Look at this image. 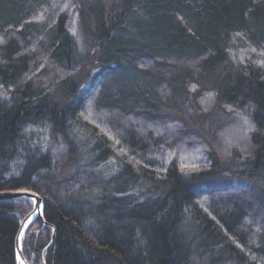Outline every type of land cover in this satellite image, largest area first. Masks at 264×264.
Masks as SVG:
<instances>
[{
	"label": "trees",
	"instance_id": "16d2710c",
	"mask_svg": "<svg viewBox=\"0 0 264 264\" xmlns=\"http://www.w3.org/2000/svg\"><path fill=\"white\" fill-rule=\"evenodd\" d=\"M54 3L0 0V193L38 194L49 226L28 227V263L264 264V0H119L113 15L89 8V79L96 111L113 114L110 132L81 120L76 84L44 80V63L70 74L77 62L68 11ZM204 116L216 117L215 130L245 120L247 147L223 161L206 148L207 165L191 173L159 163L176 133L144 138L123 123L177 125L195 139ZM80 135L91 143L90 167L116 159L106 181L79 171L58 181L80 162ZM225 174L236 183L213 184ZM93 187L89 209L77 201ZM30 210L0 202V264H16Z\"/></svg>",
	"mask_w": 264,
	"mask_h": 264
},
{
	"label": "rangeland",
	"instance_id": "374dc122",
	"mask_svg": "<svg viewBox=\"0 0 264 264\" xmlns=\"http://www.w3.org/2000/svg\"><path fill=\"white\" fill-rule=\"evenodd\" d=\"M54 5H57V8L60 7L61 10L68 11L69 32L74 42L77 62L73 65V71L70 74L65 72V70L61 68L53 67L52 65H49V63H44L41 68L42 72L44 71V74L47 76V78L44 80L51 81V84L58 83L59 86H64V84L68 82L74 83L77 85L74 91L77 92L79 96L80 94H82V92L87 91L88 93H86L85 98H83L84 105L82 107L81 120L87 122L89 125L96 126L99 131L110 132L108 127L105 126V121L107 118H111L113 114H100V112L96 111V109L94 108L96 99V92H94V90L96 89V83L92 79H89V68L91 66L89 59V41H87V37H85L84 35V31L82 28V18L86 19L87 15H89V8L94 9V7L96 6L103 9L102 11L104 15H113L118 11L119 0H55ZM50 13H53V11ZM42 14H45L44 16L50 19V16H53V14L49 15L47 13H41L40 15ZM87 23L89 26V21H87ZM86 30L87 29H85V31ZM35 76H37V74ZM61 88L62 87H60V89ZM0 96L3 97L1 93ZM213 118L215 119L211 121L209 118H206V116H204V118L196 122L199 127L197 129L199 130L198 133L200 138L198 136L195 139H191L187 134L178 133L180 130L179 126L177 125H166L156 128L150 123H141L139 121H131L129 119H125L123 123L127 126H131L132 129H135L137 131L136 133H138L139 136L144 135V138L148 136H151V139H155L157 138V136L165 138L171 133H176L172 138L169 137L167 141H165V144L168 145L165 148L169 149V151L165 153L164 150L162 154L160 153L161 155L159 158V163L168 164L172 162V160H174L181 172L191 173L200 171L201 169H203V167H205V165H207V149L210 150L211 154L215 156L217 160L223 161L228 155H230L231 152H233V150H242V147L244 150V147H247L248 133L250 131L248 130V125L245 120L240 117L234 116L235 119L231 124L223 127L221 130L219 127L217 130H215L213 126L215 125L214 122L216 120V117ZM209 127L210 129L209 131H207ZM31 132L33 133V136L35 138L38 137L39 139H41L43 137L42 131H40L39 129H32ZM82 136L83 135L76 137L79 140L77 146L79 149V157L81 158L80 162H78L76 166H73L71 164H67L66 166H64L60 171L58 177L59 182L67 181L69 179L68 177L78 171L96 174L100 177V179L106 181L105 177H108L115 170L116 159L114 157L108 159L104 163L90 167L89 162L91 155L89 150L91 143H89L88 141H84ZM172 141H175V144H172ZM176 144H178V146L175 148L174 145ZM230 177H232V175L225 174L224 178L226 179H221L213 184L221 187L235 184L236 180L234 181ZM94 188L95 187L88 190V192L85 193L81 198H79L77 202L82 206L85 204L86 206L89 205V209L92 208L91 206H94V203L91 198L94 194L93 191H95ZM46 227L49 226L47 225ZM50 230V238H52L54 230Z\"/></svg>",
	"mask_w": 264,
	"mask_h": 264
},
{
	"label": "water",
	"instance_id": "95a60500",
	"mask_svg": "<svg viewBox=\"0 0 264 264\" xmlns=\"http://www.w3.org/2000/svg\"><path fill=\"white\" fill-rule=\"evenodd\" d=\"M16 199L29 200L33 205V209L31 213L20 223L14 241V250H15V257L17 263L27 264L22 255V240L25 235L26 229L28 228L30 223L35 219L39 220L44 226L47 225L43 221V209H44L43 202L38 195L30 191H9V192L0 193V201H11ZM54 239H55V232L53 231L49 245L53 244Z\"/></svg>",
	"mask_w": 264,
	"mask_h": 264
},
{
	"label": "bare ground",
	"instance_id": "6f19581e",
	"mask_svg": "<svg viewBox=\"0 0 264 264\" xmlns=\"http://www.w3.org/2000/svg\"><path fill=\"white\" fill-rule=\"evenodd\" d=\"M71 35V34H70ZM85 92H82V94H80V96H82L83 98H85V94H84ZM81 97V98H82ZM19 191H26V190H19ZM30 192H32V191H30ZM34 194H36L35 192H33ZM36 195H38V194H36ZM39 196V195H38ZM39 198L42 200V202H43V208H44V206H45V201L39 196ZM17 201H27V202H29L30 204H31V210H30V212L23 218V219H21V221H20V223L31 213V211H32V209H33V205H32V203L29 201V200H25V199H21V200H19V199H16V200H11V201H8V202H17ZM0 202H7V201H0ZM37 219H35V220H33L31 223H30V225H29V227L31 226V224H33L35 221H36ZM39 221V220H38ZM40 222V221H39ZM20 223H19V225H20ZM41 223V222H40ZM42 224V223H41ZM42 226L44 227V225L42 224ZM46 227V226H45ZM22 255H23V252H22ZM23 258H24V260H25V262L27 263V264H29L28 263V261L25 259V257L23 256ZM15 261H16V257H15ZM16 264H18L17 263V261H16Z\"/></svg>",
	"mask_w": 264,
	"mask_h": 264
}]
</instances>
